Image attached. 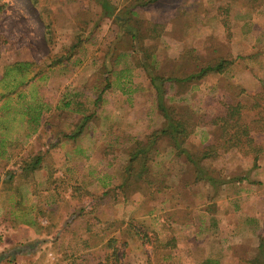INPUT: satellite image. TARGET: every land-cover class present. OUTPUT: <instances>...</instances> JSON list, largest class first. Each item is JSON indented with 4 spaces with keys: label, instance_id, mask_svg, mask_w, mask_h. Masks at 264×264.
I'll list each match as a JSON object with an SVG mask.
<instances>
[{
    "label": "rangeland",
    "instance_id": "374dc122",
    "mask_svg": "<svg viewBox=\"0 0 264 264\" xmlns=\"http://www.w3.org/2000/svg\"><path fill=\"white\" fill-rule=\"evenodd\" d=\"M108 1L130 21L100 0H0V264H264V0ZM138 43L164 78L230 62L165 82L185 152L151 137L167 122ZM76 98L85 137L61 139ZM238 101L251 140L229 151L211 123Z\"/></svg>",
    "mask_w": 264,
    "mask_h": 264
},
{
    "label": "trees",
    "instance_id": "16d2710c",
    "mask_svg": "<svg viewBox=\"0 0 264 264\" xmlns=\"http://www.w3.org/2000/svg\"><path fill=\"white\" fill-rule=\"evenodd\" d=\"M33 4L37 5L39 3V0H30ZM101 1V5L103 8V11L110 17L113 16V18L115 20H118L120 17L119 16H115V7L108 1V0H100ZM160 0H134L133 4L130 6H138L141 8H146L156 2H158ZM125 12V17H121V21H123V23H127V21H130V16H128V14L130 13V15L134 14V11H132V9L130 7H127ZM123 30L130 33L132 36V39L135 41H138L140 43V30L139 27L137 25H131V24H127V25H121ZM138 43V44H139ZM140 47V51L144 53L145 58L142 59L143 61V65L146 69V71L148 72V75L150 77V82L151 85L153 86L152 88H154L156 90V101H157V107L158 109L161 111L162 115L165 118V121L167 122L165 127H163L162 129L155 130L154 132H152L151 137L156 140L159 139L161 136H168L170 137L173 142L175 147H178L179 149V153L185 152L184 149L181 148V142L182 140L186 139L187 136L189 135V133L186 130V123L185 120L182 118H178L175 117L174 115V106L172 107L171 105L167 104V96L165 97L166 94V89L164 88V84L166 81H176V82H189L191 80H193L194 78H203L207 73L210 72H218V73H222L226 68L227 65H229L230 62H228L227 60H219L213 64H209L203 68L200 69L199 72L196 73H192V74H188L187 76H185L184 78L180 79V78H164V77H160L159 75L154 73V70L152 67V65L146 61H148L151 57V54L144 48L142 47L141 44H139ZM135 52L137 51V48H134ZM139 50V49H138ZM180 80V81H178ZM256 106H260V104L258 103V105ZM244 104L240 101L236 102L235 104H229L225 107V109H221L218 113H216L213 117V122L211 123V125H216L218 122H222V130L228 131V133H230V136H224V140H223V146L228 149L230 151V149L233 148H237L239 147L242 143V136L243 137H247V140H251V138L248 136V132L249 130L247 128H244V126L241 123V117H242V110L244 108ZM211 128V126H209ZM181 136H183L181 138ZM181 140V141H180ZM137 151L135 153V155L133 156V158L136 157V155L141 152ZM216 150L211 152H207L205 155L210 157L211 155H216ZM187 156L190 158V154L187 153ZM131 158V159H133ZM257 161V156L254 159V163L256 164ZM41 163L40 158H38L34 164H32L31 168L34 169L36 166H38Z\"/></svg>",
    "mask_w": 264,
    "mask_h": 264
},
{
    "label": "crops",
    "instance_id": "0c3cea01",
    "mask_svg": "<svg viewBox=\"0 0 264 264\" xmlns=\"http://www.w3.org/2000/svg\"><path fill=\"white\" fill-rule=\"evenodd\" d=\"M159 2V1H158ZM157 3V2H156ZM155 4V3H154ZM79 94H82V92L81 93H79ZM78 94V95H79ZM77 99V98H76ZM76 99H71V100H67V101H65V105L66 106H77V108H75V121L74 122H71L70 123V128H69V130H66V132H62V130H60V138L62 139V138H67V139H82V137H85V135H84V133H85V128H84V125L82 126V127H80L79 125H80V123L82 122L83 123V115L82 114H80V112H82L83 111V107H84V105H83V103H81L82 102V100H76ZM79 101V105H76L75 103L76 102H78ZM79 107L81 108L80 110H79ZM81 118H82V120H81ZM81 121H80V120ZM80 121V122H79ZM74 125H76V127H74ZM155 131V130H154ZM57 132V131H56ZM110 134L109 136H111L112 138H116V137H118V135H117V133H118V130L116 129V128H112L111 126H109V127H99V131L98 132H94L93 133V135H92V137H94V138H97V136H101V135H103V134ZM101 138V137H100ZM82 144V143H81ZM72 153L73 154H79V153H77L76 152V150L75 151H73V152H71L70 154H68V156H69V158H70V156H72ZM69 163V162H68ZM66 167H68V164H67V166ZM70 169V168H69ZM255 219V218H254ZM260 219V218H259ZM257 235H259V233L257 234ZM259 237V236H258Z\"/></svg>",
    "mask_w": 264,
    "mask_h": 264
}]
</instances>
